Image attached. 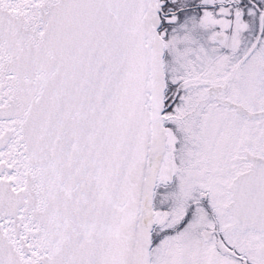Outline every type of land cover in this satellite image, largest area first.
I'll list each match as a JSON object with an SVG mask.
<instances>
[{
  "label": "snow or ice",
  "instance_id": "6c2138e0",
  "mask_svg": "<svg viewBox=\"0 0 264 264\" xmlns=\"http://www.w3.org/2000/svg\"><path fill=\"white\" fill-rule=\"evenodd\" d=\"M0 264H264V0H0Z\"/></svg>",
  "mask_w": 264,
  "mask_h": 264
}]
</instances>
